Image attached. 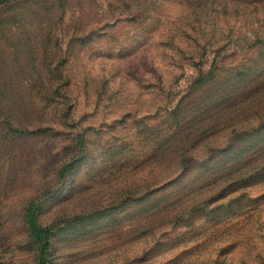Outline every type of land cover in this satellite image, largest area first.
I'll return each mask as SVG.
<instances>
[{
  "label": "rangeland",
  "instance_id": "rangeland-1",
  "mask_svg": "<svg viewBox=\"0 0 264 264\" xmlns=\"http://www.w3.org/2000/svg\"><path fill=\"white\" fill-rule=\"evenodd\" d=\"M38 196L52 264H264V0H0V264Z\"/></svg>",
  "mask_w": 264,
  "mask_h": 264
},
{
  "label": "trees",
  "instance_id": "trees-1",
  "mask_svg": "<svg viewBox=\"0 0 264 264\" xmlns=\"http://www.w3.org/2000/svg\"><path fill=\"white\" fill-rule=\"evenodd\" d=\"M66 168L67 165L62 167V173L65 172ZM42 201V196L29 200L22 210V220L28 236L37 243V260L33 264H52L50 247H52L51 239L56 224H43L39 221L38 210Z\"/></svg>",
  "mask_w": 264,
  "mask_h": 264
}]
</instances>
